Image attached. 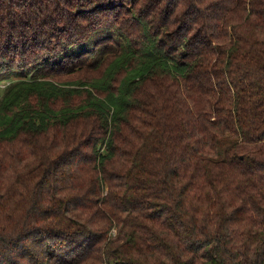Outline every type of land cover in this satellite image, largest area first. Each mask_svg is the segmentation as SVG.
<instances>
[{
	"label": "trees",
	"instance_id": "16d2710c",
	"mask_svg": "<svg viewBox=\"0 0 264 264\" xmlns=\"http://www.w3.org/2000/svg\"><path fill=\"white\" fill-rule=\"evenodd\" d=\"M0 264H264V0H0Z\"/></svg>",
	"mask_w": 264,
	"mask_h": 264
},
{
	"label": "rangeland",
	"instance_id": "374dc122",
	"mask_svg": "<svg viewBox=\"0 0 264 264\" xmlns=\"http://www.w3.org/2000/svg\"><path fill=\"white\" fill-rule=\"evenodd\" d=\"M0 87H4V84L0 85Z\"/></svg>",
	"mask_w": 264,
	"mask_h": 264
}]
</instances>
